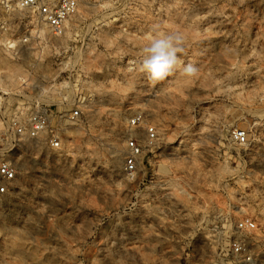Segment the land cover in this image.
I'll return each mask as SVG.
<instances>
[{
    "label": "rangeland",
    "instance_id": "rangeland-1",
    "mask_svg": "<svg viewBox=\"0 0 264 264\" xmlns=\"http://www.w3.org/2000/svg\"><path fill=\"white\" fill-rule=\"evenodd\" d=\"M0 22V161L16 170L0 264H234L245 218L264 264V0H93L59 36L15 7ZM156 26L185 51L152 83L139 65ZM36 111L58 149L15 134ZM130 136L143 154L126 173Z\"/></svg>",
    "mask_w": 264,
    "mask_h": 264
},
{
    "label": "built area",
    "instance_id": "built-area-1",
    "mask_svg": "<svg viewBox=\"0 0 264 264\" xmlns=\"http://www.w3.org/2000/svg\"><path fill=\"white\" fill-rule=\"evenodd\" d=\"M93 0H0V7L6 11L11 8H18L30 11L35 14L36 19L46 26L50 33L59 36L63 33L67 21L73 17L78 9ZM24 6L21 7L20 5ZM5 23L0 22V31L5 30ZM73 116H77L74 111ZM71 118V117H70ZM130 127L144 125L145 142L153 144L156 139L155 128L149 124H144L139 115L129 121ZM15 134L19 137L29 139L42 138L44 144L52 149H58L61 141L54 129L48 125V116L43 111H36L23 126L13 125ZM233 139L238 144L246 141L245 133L234 131ZM143 154V145L136 137H128L125 140V155L123 170L132 173L136 170L138 161ZM16 178L15 168L7 161H0V197L7 194L9 186ZM235 236L229 241L228 255L234 264H257L256 256L252 251L254 241L252 233L256 230V225L251 219H240L234 224Z\"/></svg>",
    "mask_w": 264,
    "mask_h": 264
},
{
    "label": "clouds",
    "instance_id": "clouds-1",
    "mask_svg": "<svg viewBox=\"0 0 264 264\" xmlns=\"http://www.w3.org/2000/svg\"><path fill=\"white\" fill-rule=\"evenodd\" d=\"M27 3V0H24ZM21 7L24 5L21 4ZM185 38L178 31H164L156 26L149 42L141 49L139 69L146 79L152 83L162 81L173 74L182 64L181 54L184 53ZM199 69L189 63L183 66L185 76L193 77Z\"/></svg>",
    "mask_w": 264,
    "mask_h": 264
}]
</instances>
